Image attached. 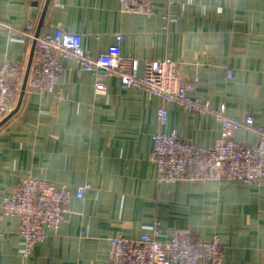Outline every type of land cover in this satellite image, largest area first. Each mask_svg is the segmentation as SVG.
<instances>
[{
  "label": "crops",
  "instance_id": "obj_1",
  "mask_svg": "<svg viewBox=\"0 0 264 264\" xmlns=\"http://www.w3.org/2000/svg\"><path fill=\"white\" fill-rule=\"evenodd\" d=\"M172 1L168 8L166 0H155L154 15L146 17L120 12L117 0H50L41 33L80 34L94 55L123 33L121 54L138 60L140 69L149 60H176L184 79L199 76L202 100L225 105L234 119L251 113L264 127V0ZM45 4L0 0V67L21 62L27 68L33 41L24 34L29 24L36 32ZM61 64L57 90L27 87L19 110L0 126V204L29 175L92 189L82 199L72 196L58 231L29 256L22 253L19 219L0 214V264H112L110 238L138 239L155 221L166 232L188 229L194 238L217 234L223 264H264V184L158 182L151 153L160 98L125 88L115 76L100 79L107 89L99 94L94 74H79L67 58ZM167 109L166 131L197 146L219 139L213 114L178 104ZM234 137L253 145L258 135L240 129ZM79 230L84 236H75Z\"/></svg>",
  "mask_w": 264,
  "mask_h": 264
},
{
  "label": "built area",
  "instance_id": "obj_2",
  "mask_svg": "<svg viewBox=\"0 0 264 264\" xmlns=\"http://www.w3.org/2000/svg\"><path fill=\"white\" fill-rule=\"evenodd\" d=\"M120 12L130 15H154L155 0H117ZM167 6L174 5L166 0ZM168 12V11H167ZM163 19L168 21L169 14ZM33 24L27 26L25 37L35 38ZM126 36L118 33L115 42L105 53L89 52L83 37L77 33L55 28L51 33H40L30 68L27 87L42 94H53L64 69L62 58L75 62L78 73L89 72L98 80L95 91L105 93L107 86L100 79L115 76L128 89H139L161 100L156 111L159 126L152 135L151 160L157 168L158 182H220L234 180L248 186L264 184V127L255 125L253 114L241 119L227 115L226 106L214 108L198 93L199 76L188 81L180 72V63L170 58L144 62L127 60L121 54ZM26 67L21 62H6L0 67V118L15 108L22 88ZM231 78V71H226ZM167 104H178L189 113L213 114L220 124V137L211 147L197 146L165 128L169 123ZM240 129L254 130L257 141L253 145L241 144L235 139ZM92 189L85 183L74 189L67 184L57 187L52 181L26 176L21 183L2 198L0 214L19 219V236L24 241L22 253L29 256L37 244L55 234L69 213L72 196L82 199ZM149 233L138 239L124 236L110 238L112 264H223L225 253L216 234L210 240L194 238L185 228L169 232L155 221L147 228ZM84 236L83 230L75 234Z\"/></svg>",
  "mask_w": 264,
  "mask_h": 264
},
{
  "label": "water",
  "instance_id": "obj_3",
  "mask_svg": "<svg viewBox=\"0 0 264 264\" xmlns=\"http://www.w3.org/2000/svg\"><path fill=\"white\" fill-rule=\"evenodd\" d=\"M49 3H50V0H46V4H45V7H44L43 14L41 16V19L39 21L38 27H37L36 32H35V38L33 40L29 62H28V65H27V68H26V71H25L22 88H21V91L19 93L18 101H17V104H16L17 106L9 115H7L0 122V126H2L5 122H7L14 114H16V112L19 110V108L21 106V103L23 101V97H24V94H25V91H26V88H27V82H28V78H29V74H30V68H31V64H32V59H33V55H34V51H35L36 40H37V38L39 37V35L41 33V29H42L43 23H44V17L46 15L47 9L49 7Z\"/></svg>",
  "mask_w": 264,
  "mask_h": 264
}]
</instances>
